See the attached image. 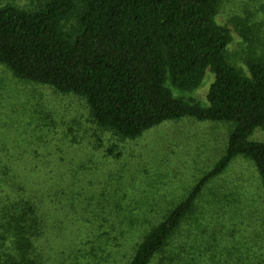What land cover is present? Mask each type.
Masks as SVG:
<instances>
[{
  "label": "rangeland",
  "instance_id": "obj_1",
  "mask_svg": "<svg viewBox=\"0 0 264 264\" xmlns=\"http://www.w3.org/2000/svg\"><path fill=\"white\" fill-rule=\"evenodd\" d=\"M42 2L0 0V8ZM216 23L231 32L229 62L249 76L248 59L264 58V0H221ZM214 79L208 70L193 92L168 87L207 106ZM233 126L184 118L123 139L96 124L85 99L0 64V264H128L224 156ZM251 140L264 142V129ZM209 183L196 220L151 264H264V187L254 163L239 157Z\"/></svg>",
  "mask_w": 264,
  "mask_h": 264
},
{
  "label": "trees",
  "instance_id": "obj_2",
  "mask_svg": "<svg viewBox=\"0 0 264 264\" xmlns=\"http://www.w3.org/2000/svg\"><path fill=\"white\" fill-rule=\"evenodd\" d=\"M221 0H44L33 10L0 8V64L23 81L86 100L96 124L137 139L170 121L235 124L224 156L151 228L128 264H151L196 220L210 184L239 157L252 161L264 187V58L231 64V32L216 23ZM242 26V25H241ZM215 75L208 105L177 98ZM186 264H193L190 260Z\"/></svg>",
  "mask_w": 264,
  "mask_h": 264
}]
</instances>
